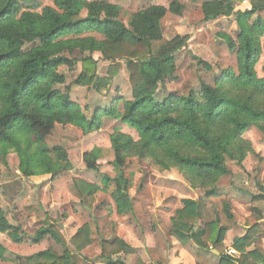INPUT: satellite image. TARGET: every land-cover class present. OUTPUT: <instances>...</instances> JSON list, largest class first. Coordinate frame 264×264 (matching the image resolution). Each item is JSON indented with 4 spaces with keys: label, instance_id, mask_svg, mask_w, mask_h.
I'll list each match as a JSON object with an SVG mask.
<instances>
[{
    "label": "trees",
    "instance_id": "trees-1",
    "mask_svg": "<svg viewBox=\"0 0 264 264\" xmlns=\"http://www.w3.org/2000/svg\"><path fill=\"white\" fill-rule=\"evenodd\" d=\"M49 1L54 8L43 7L39 0H0V150L3 155L9 149L16 150L26 176L54 174L63 169L66 152L55 148L57 161H53L45 145L57 124L73 125L86 134L101 130L103 125L101 115L88 118L78 103L56 88L65 84L59 67L76 64L63 55L66 51L89 54L80 60L82 70L74 84L97 92L107 88L117 75L121 67L117 62L126 63L132 100L125 101L121 120L139 133L140 142L119 132L112 134L111 146L119 167H124L132 154L142 158L164 156L196 180L214 183L228 173L226 160L234 157V146L246 131L255 127L264 135V106L261 105L264 78H259L255 70L264 56V20L258 16L250 23L254 15L264 11V0H189L203 2L205 23L222 16H235L239 28L237 41L225 38L231 52L236 53L238 72L225 69L213 86L202 83L199 90L164 97L159 91L165 89L166 80L176 79L177 65L172 52L156 53L154 43L163 39L162 20L167 13L180 16L184 5L178 2L171 3L169 8L154 5L132 14L125 23L121 20V7L105 0ZM245 2L250 8L242 10ZM87 32L102 35L104 39L81 38ZM72 35L75 38H69ZM27 44L34 46L25 51ZM95 52L115 63L110 66L107 78L98 74ZM120 101L116 100L105 113L115 117L114 106ZM33 146L37 149L32 152ZM181 147L196 149L202 154L184 155ZM97 158L96 149L84 155L87 169L98 173ZM102 183L110 192L119 216L134 213L130 179L124 174L115 179L104 175ZM75 184L82 198L92 197L97 191L94 184L81 180H75ZM206 196L210 198L218 193L214 188ZM253 199L264 201L262 196ZM230 208L226 203L225 212L233 219ZM204 209L199 201L185 200L184 208L174 218L173 235L182 242L191 240L199 248L211 245L220 253L219 264H264L263 250H246L257 236L258 225L234 241L233 247L240 256H227L224 241L228 229L219 220L200 224ZM0 232L15 243L27 238L20 227L9 222L1 207ZM46 236L64 251L62 254L52 248L41 251L33 264H81L78 255L93 243L89 224L79 228L71 238L74 249L55 224L47 223L40 228L34 241L41 242ZM131 249L120 238L102 240V264H126L119 254Z\"/></svg>",
    "mask_w": 264,
    "mask_h": 264
},
{
    "label": "rangeland",
    "instance_id": "rangeland-1",
    "mask_svg": "<svg viewBox=\"0 0 264 264\" xmlns=\"http://www.w3.org/2000/svg\"><path fill=\"white\" fill-rule=\"evenodd\" d=\"M92 1V0H88ZM121 7V20L128 22L130 16L151 6L169 8L173 2L184 5L182 15L168 12L162 20L163 39L154 43L156 53L172 52L176 60V79H168L165 89L159 94L185 95L190 90H199L202 83L214 85L225 69L238 72L236 53L231 52L225 36L237 41L239 28L235 16L220 17L211 23L204 22L203 2L189 0H105ZM210 1V0H209ZM42 6L54 4L49 0H39ZM250 8L243 4L242 10ZM260 16L264 20V11L254 15L250 23ZM92 37L97 41L104 39L97 33H84L81 38ZM69 38H75L70 36ZM264 43V36L262 37ZM34 44H27L29 51ZM74 67L63 65L58 71L65 76V84L56 88L78 103L88 118L101 115L102 128L90 134L73 125L57 124L46 138L45 145L49 156L57 161L55 148L66 152L67 160L63 169L57 173H39L26 176L21 169V156L9 149L7 155L0 150V207L4 209L9 222L21 228L27 237L22 243H15L5 233L0 232V264L35 263V256L49 248L62 254L64 248L50 236L41 242L34 241L40 228L47 223L58 226L71 244V238L77 230L89 224L93 232V243L78 255L81 264H102L101 242L120 238L132 249L121 252L119 257L126 264H219L220 253L208 245L197 247L191 240L182 242L173 233L174 218L184 208L185 200L199 201L205 206L204 218L200 224L219 220L228 229L226 239L243 234L257 220H264V201L255 202L254 197H264V135L257 128L246 131L234 146V157L227 158L228 173L214 183L196 180L186 170L175 166L164 156L139 157L132 154L124 167L115 164V155L111 146V136L115 132L140 142L139 133L121 120L124 103L132 100L129 73L124 61L110 85L97 92L93 88L74 84L81 73L80 60L89 55L75 50L73 54L64 52ZM98 61V74L102 78L109 76V68L115 63L107 61L102 54L95 52ZM204 64L200 65L198 60ZM264 56L255 70L259 78H264ZM116 100H121L114 108L117 115L105 113L112 108ZM264 106V101L261 104ZM37 148L33 146L32 152ZM98 152L99 172L87 169L85 153ZM184 155L196 156L202 153L192 148H180ZM124 174L131 181L130 195L134 202V213L119 216L110 192L104 188L102 178H118ZM75 180L94 184L97 191L92 197L82 198ZM216 189L218 196L208 198L207 192ZM231 206L233 220L225 212V204ZM262 208V211L261 209ZM251 217H246V216ZM239 217L237 221L236 219ZM245 224V225H244ZM258 229L254 241L256 248L264 251ZM230 247H224L229 254ZM74 249V248H73ZM237 257V256H236Z\"/></svg>",
    "mask_w": 264,
    "mask_h": 264
},
{
    "label": "crops",
    "instance_id": "crops-1",
    "mask_svg": "<svg viewBox=\"0 0 264 264\" xmlns=\"http://www.w3.org/2000/svg\"><path fill=\"white\" fill-rule=\"evenodd\" d=\"M261 209V211H262V208H260ZM246 217H251V215L249 216H246ZM239 219V217H237L236 219H234L235 221H237ZM231 220H233V219H231ZM258 225V226H256V231H258V229H261L262 228V230H264V220L262 221V219L260 220H257L255 223H253V224H251L250 226H248V228L245 230V228H242L241 229V231H245L243 234H241V235H238V236H234L231 240H228V239H226V237L228 236V232L229 231H227V233H226V237H225V241H224V244H225V246L226 247H229V246H231L230 247V250H235L236 252H237V254L236 255H232V256H240V252L238 251V250H236L234 247H233V243H234V241L237 239V238H239V237H242V236H244L246 233H247V230L250 228V227H252V226H254V225ZM245 225V224H244ZM261 236V238H263L264 239V233L262 234V235H260ZM255 242H256V240L255 241H253L252 243H250L248 246H247V248H246V250H247V252H251V251H253V250H255L256 249V246H255ZM260 247H262L263 249H264V245H259Z\"/></svg>",
    "mask_w": 264,
    "mask_h": 264
},
{
    "label": "built area",
    "instance_id": "built-area-1",
    "mask_svg": "<svg viewBox=\"0 0 264 264\" xmlns=\"http://www.w3.org/2000/svg\"><path fill=\"white\" fill-rule=\"evenodd\" d=\"M246 3H247V2H245L244 4H246ZM229 254H230V255H236L237 252H236L235 250H230Z\"/></svg>",
    "mask_w": 264,
    "mask_h": 264
}]
</instances>
